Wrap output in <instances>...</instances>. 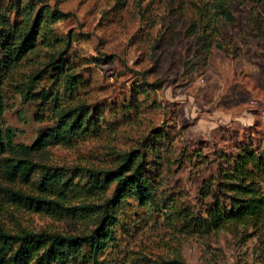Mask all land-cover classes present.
Here are the masks:
<instances>
[{
	"label": "rangeland",
	"instance_id": "1",
	"mask_svg": "<svg viewBox=\"0 0 264 264\" xmlns=\"http://www.w3.org/2000/svg\"><path fill=\"white\" fill-rule=\"evenodd\" d=\"M18 1L0 0L11 23L20 19ZM209 1L39 2L36 10L58 3L68 16L47 21L36 47L7 72L1 125L12 128L16 143L31 144L57 124L60 112L85 104L96 127L70 145L50 144L33 153L38 165L28 181L0 179V226L6 232L89 233L98 209L55 214L13 199L3 188L54 199L38 187L45 167L85 184L92 177L88 170L115 169L126 154L144 153L157 204L125 200L115 240L100 252V264H264V227L228 226L201 235L186 230L177 215L173 223L166 216L174 212V201L178 211L205 209L198 189L215 173L219 150L246 140L264 146V0L230 1L235 20L219 22L222 34L212 42H198L201 31L189 28ZM41 70L28 92L30 77ZM115 184L65 203L100 205ZM68 264L97 263L79 257Z\"/></svg>",
	"mask_w": 264,
	"mask_h": 264
},
{
	"label": "trees",
	"instance_id": "2",
	"mask_svg": "<svg viewBox=\"0 0 264 264\" xmlns=\"http://www.w3.org/2000/svg\"><path fill=\"white\" fill-rule=\"evenodd\" d=\"M230 1L210 0L208 4L199 7V19L189 28L192 33L201 31L197 37L198 42L203 38L212 42L217 34H222L219 22L225 24L235 20ZM39 2L41 0H19L15 11L20 19L13 23L0 8V117L6 108L2 84L7 72L36 47L47 21L53 22L68 16V13L60 10L58 3L52 9L50 5L44 4L36 10ZM209 14L210 20L206 19ZM259 28L263 29L262 26ZM261 35L264 36L262 30ZM217 47L221 48L222 45L218 43ZM42 73L43 70L30 77L28 92L32 91ZM94 120V111L87 109L85 104L63 110L57 124L47 133L39 134L31 144L16 143L12 128L4 129L0 122V179L15 182L21 178L28 181L38 165L31 160L33 153L50 144H72L73 138L96 127ZM3 154L8 156L2 157ZM214 160L217 162L215 173L203 178L198 189L206 201L205 209L196 213L186 206L185 210L178 211V201H174V212L166 214L167 218L173 220V223L177 215L176 220L180 219L186 230L201 235L228 226L241 225L253 229L264 227V146L257 148L250 141H241L234 149L219 150ZM149 162L150 159L144 153L136 158L128 153L125 162L115 169L104 172L88 170L92 177L85 184H76L65 179L62 173L51 172L52 168L45 167L38 187L42 192L56 196L54 199L3 188L7 196L55 214L74 215L76 210H81L82 213H77L81 215L98 209V221L84 235H63L47 231L12 234L0 226V264H68L79 257L100 264V252L115 240V225L125 200L130 198L143 206L157 204L156 186L153 179L145 174ZM114 182L116 184L112 196L100 205L90 203L70 207L65 203L72 197L102 193Z\"/></svg>",
	"mask_w": 264,
	"mask_h": 264
}]
</instances>
